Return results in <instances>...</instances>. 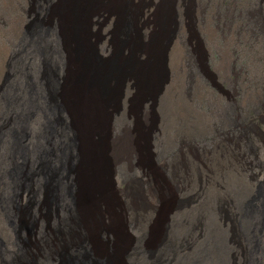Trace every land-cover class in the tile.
<instances>
[{
  "label": "rangeland",
  "instance_id": "1",
  "mask_svg": "<svg viewBox=\"0 0 264 264\" xmlns=\"http://www.w3.org/2000/svg\"><path fill=\"white\" fill-rule=\"evenodd\" d=\"M19 1L26 4L29 0H0L1 132L12 125L18 126V132L22 131L19 127L22 123L17 117L11 121L6 115L10 108L6 92L13 93L12 85L9 86L8 83L14 77H19L18 84L21 88L24 84L27 86L31 79L24 75L26 71L35 80L33 65L37 59L34 61L32 56L33 43L27 47V51L21 49L24 34L22 28L27 25L25 31H31L28 27L39 18L44 19L45 25L48 23L43 15L44 10H37V0L30 1L33 9L41 15L32 19H29L26 12L21 13ZM84 1L85 3H81L82 8L80 5L81 11H77L81 19L80 34L84 40L82 48L72 43L73 50L87 52L86 58L89 60L93 59L94 51L97 56L106 59L113 58L114 52L118 50L120 54L123 52V58L129 56L137 47L135 38L133 50L125 42V28L131 25L134 31L141 34L146 44L154 39L156 43L161 41L158 44L164 50L165 71L161 73V91H155L158 97L154 92L146 98L130 87L127 88L125 98L109 99L106 105L100 101L103 113L99 119L95 116L91 139L95 141V145L102 147L111 173V188L109 195H104V201L98 207L101 212L100 220L93 218V211H90L86 202L79 204L82 208L81 215L83 218L87 216L84 218V226L90 245L95 253L103 255V258L111 256L116 264L121 263L120 260L125 264H132L133 259L138 264H151L150 261L158 259L164 252L170 253V256L176 253L170 264H193L199 261L198 257L206 249L213 248L215 253L223 244L227 250L224 255L226 257L223 256L227 264H246L247 241L242 246L238 242L243 232L239 226L242 221L239 217V204H249L253 197L264 195V123L259 126L261 131L249 132L246 136L239 137L230 117L241 115V119L249 118L260 103L256 92L257 86L263 82L262 74L258 73L256 76L255 72L264 66L260 59L264 55V43L261 40L255 43L242 30L241 14L247 7L253 9L255 3L258 6L262 0H198L202 6L200 11L196 9L197 13H194L192 0ZM27 6L23 7H31L30 4ZM177 13H181L180 21H183L181 30L185 47L181 43L182 39L178 38ZM116 14L120 16L119 19ZM21 18L28 19L26 24L24 20L20 21ZM195 18L197 32L198 22L201 19L205 21L200 24L201 32H198L202 43L205 42V55L193 33L195 24L193 26L191 21ZM19 22L25 25L21 28ZM225 26L228 28L223 33ZM57 46L60 52H64L65 44L58 42ZM187 49L196 61L200 73L194 80L193 85L197 90L193 96L188 93V87H192L193 82L187 73ZM23 52H28L27 55H22L26 67H31L24 74L14 71L15 61ZM137 55L141 62L147 59V55L139 50ZM207 59L210 66L220 74V81L225 84L234 80L232 73H224L226 66L231 69L236 61L238 67L244 66L249 70L246 77L251 81L252 88L243 87L244 95L237 97L238 106H242V109L235 110L231 105L233 97L228 99L229 97L213 90L209 84L211 79L204 69V60L206 63ZM206 65L207 63L205 67ZM18 66L24 68L20 63ZM53 69L55 66L51 59L47 60L40 74L43 71L51 81ZM152 76L156 82V72ZM51 84L49 82L50 88ZM19 95L23 98L24 92ZM29 97L28 91L26 100ZM15 113L11 116L14 117ZM40 114L41 119L32 121V124L41 132L40 127H43L46 120L44 113ZM47 129L50 130L48 127ZM14 140L17 159H12L10 167L14 169L17 165L16 172L22 183H25L24 172L19 166L24 163L22 139L18 135ZM45 144L48 146L47 141ZM1 148L0 151H3L0 156L3 158L0 157V166L5 164L3 159L9 161L6 157L9 156V149ZM22 183L18 182L10 194L15 200L14 205H17L12 209L14 224L9 222L0 207V250L5 248L8 251L5 262L0 257V264H37L36 261L45 254L46 247L52 245L54 256H58L56 251L62 253L70 243L67 238L64 240L60 237L59 240L54 227L46 223L48 200L45 195L37 203L36 209L44 232L38 239L30 237L29 228L33 225V219L28 197L31 193L29 188H23V200L20 201L18 195L22 193ZM3 187L0 185V191ZM81 196L79 193V200ZM106 229L109 237L104 239ZM123 245L128 248L125 249ZM182 245L185 248L182 249ZM134 251L136 256L132 259L129 255ZM21 255H24L23 259ZM215 255L219 256L218 253ZM33 257L36 258L34 261ZM52 263L54 264L53 261Z\"/></svg>",
  "mask_w": 264,
  "mask_h": 264
},
{
  "label": "bare ground",
  "instance_id": "2",
  "mask_svg": "<svg viewBox=\"0 0 264 264\" xmlns=\"http://www.w3.org/2000/svg\"><path fill=\"white\" fill-rule=\"evenodd\" d=\"M82 2L85 3L84 0H37V10H44L43 15H45V20H47L48 23L45 25L44 19L40 18L34 20L28 27L31 31H28L29 29L25 31L27 25L25 28H22V25H25L28 19H20V21H25V24L19 22L22 30L24 29L20 44L21 49L22 51H27V47L31 46L33 43L31 47L32 56L34 61L37 59L33 65L35 80H33V77L29 76L26 71L29 68L31 69V67H26V62L22 57L27 55L28 52H23L21 55L19 54V58L15 61L16 69L14 71L23 74L26 71L24 75H27L28 78L31 79V82H27V86L24 84L21 88L20 84H18L19 77H14L13 80H10V84L8 83L9 86L12 85L11 88L13 89V93L6 92V96H9L8 103L10 107L6 115L11 121H14L17 117L22 123L19 125L22 131L18 132L16 129L18 126L13 125L2 132L0 131V148L3 147L5 150L9 149V156L5 155L9 161L3 159L2 161H4L3 163L5 164L0 166V185L4 186L0 191V207L3 209L5 216L9 219V222L14 224L12 220V209L17 205H14L15 200L10 194L12 189H15V185H17L18 182L22 183V181L20 176H18L19 174L16 172L17 165L14 169L10 166L12 159H17L16 142L14 138H17L19 135L22 139L21 144L24 150V156L22 157L24 163L18 165L24 172L25 183L21 184L22 193L18 196L20 201H22L23 188L27 187L30 189L31 195H29L28 199L32 208L33 219V225L29 228L30 237H37L38 239L44 232L43 225L39 221L40 219L36 213V209L41 198L45 195L48 200L46 205L48 207L47 214L46 216L44 215L46 223L54 227L59 240H61V238L65 240L67 238L68 241H70L62 253L59 254L58 251H56L58 256H54L55 251L52 245L51 247H46L47 249L44 250L45 254L40 260L36 261L37 264H53L52 261L54 264H116L111 256H105L103 258V255L95 253L96 251L90 245V239L88 233L86 234V228L84 226V218L86 219L87 216L83 218L80 211L81 207H79V204L83 203V201L86 202L90 211H93V218L100 220L101 212L98 207L100 203L104 201V195H109L108 193L111 188V173L107 167V161L103 156L102 147L100 145H95V141L91 139V133L94 131L95 116L99 119L101 113H103V106H101L100 101H103L104 105H106L109 99L119 100L121 97L125 98L127 88L131 87L134 89L133 91H138L148 98L155 91L158 92V89L160 90V87L163 85V82H161V73L165 72L163 71L164 50L161 44H158L161 41L159 40L156 43L154 39L146 44L142 40L141 34L134 31L131 25H127L125 28V42L128 44L129 48L133 50V39L135 38L137 47L129 56L123 58L121 56L123 52L120 54L117 49L118 52H114L113 58L110 57L106 59L97 56L94 51L93 59L91 60L90 58L89 60L86 58L87 52L73 50L74 47L72 43H76L82 48L81 43L84 40V37L80 34L81 19L77 13L78 9L80 10L82 8ZM263 2L264 0H262L258 6L256 3H251L250 6L253 4V9H248L247 7L244 13L241 14L243 20L242 30H245V32L249 34V38H253L255 43L260 42V40L261 43H264ZM192 3L194 6V13H197L196 9L200 11L202 4L199 3L198 0H192ZM28 4L31 5L29 9L27 8ZM25 5L27 6L26 8L23 7ZM19 8L22 10L21 13L26 12L29 19L41 15L36 9H33L32 1L30 0L26 4L19 1ZM119 18L120 16H117V19ZM180 18L181 13H177L178 38L182 39L181 43L185 47L186 45L183 40L184 35L181 30V23H183V21H180L182 19ZM195 22H197L196 18L192 19L191 23L193 26ZM204 22L203 19L198 22V32H201L200 24H204ZM196 25L197 23L193 28V33L196 36L197 44L202 54L204 53L205 55V42L203 41L204 43H202L199 33L196 30ZM227 28L228 27L225 26L222 32L225 33ZM58 42H62V45L65 44L64 52L59 51V46H57ZM138 50L147 55L145 61L141 62L139 58L140 54L137 55ZM262 52H264V48ZM186 56L189 58L187 59L186 65L188 77L192 79L193 82L192 87H188V93L193 96L197 90L196 86L193 85L194 80L200 73L196 61L190 55L189 49L186 50ZM261 57L260 59L264 62V55ZM50 59L55 66L50 78L51 81H49V78L43 71L42 75L40 74L41 70H44L46 66V61ZM17 62L24 68L18 66ZM206 63L207 65L205 67ZM206 63L204 60V69H206L205 74L210 77L211 82L209 84L213 90H217L221 95L229 97L228 99L233 97V104L231 103V105L235 110L242 109V106H238L239 102L237 97L244 95V93H242L243 87H245V89L252 88L251 81L246 77L249 70L244 66L238 67L236 61L231 69L226 68V66L224 68V70H226L224 73L226 72L227 75L229 72L232 73L234 75V80L231 79L229 84H225L220 81V74L216 69L210 66L208 59ZM156 64L158 65L157 67L155 66ZM154 72H156L158 76L156 82L155 79L153 80L152 76ZM255 73L256 76L258 73L262 74L263 82L261 85L257 86L258 91L256 92L260 103L258 106L255 105L256 108H254V113H251L249 118L245 117L246 119H241L239 118L241 115L230 117L233 120H231L232 125L239 133V137L246 136L249 132L254 131L257 133V131H261L259 126L264 123V66L259 67ZM49 82H52V88L49 87ZM244 83L249 85L245 86ZM120 87L124 89L121 90ZM20 89L22 91H20ZM28 91L30 97L27 101L26 96ZM21 92H24L23 98L19 95ZM157 92H155V96H157ZM245 93L249 94L247 91ZM10 97L13 98L11 99ZM40 112L44 113V118L46 120L43 127H40L41 132L32 124V121L36 122V120L41 117ZM13 113L16 114L14 117L11 116ZM47 127L50 130H48ZM10 129L11 131H9ZM46 141L48 146L45 144ZM1 144L3 146H1ZM7 144H9V146H7ZM79 193L82 194L80 200ZM239 211V217L242 220H240L241 224L239 226L241 228L240 230H243V232L241 231L242 235L239 236L238 242L239 245L242 246L244 244L243 242L247 241V243L245 242L248 249L246 264H264V195L253 197L249 204L241 202L239 204ZM107 237H109V235L106 229L103 238L106 239ZM158 239H160V236ZM106 243L108 242L106 241ZM186 245L188 247V244ZM125 246V249L128 248ZM54 248L56 247L54 246ZM183 248L185 247L182 245V249ZM212 249H206L205 253L198 257L199 259L197 260L199 261L193 264H227L224 260V257H226L224 255L227 254L226 247L222 244L219 251L215 252L218 253L219 256H216ZM127 252L128 250H126V253ZM175 254L174 252L173 255L170 256V253L164 252L158 259H154L150 261V263L170 264ZM7 256L8 251L5 248H1L0 257L3 262L6 261ZM129 256L133 259V257L136 256V251L132 252ZM21 258L23 259L24 255H21ZM34 259L36 258L33 257V261ZM107 260H109V262H107ZM120 262L119 264H125L122 260H120ZM132 264L138 263L133 259Z\"/></svg>",
  "mask_w": 264,
  "mask_h": 264
}]
</instances>
